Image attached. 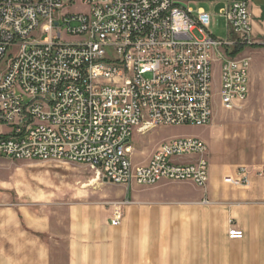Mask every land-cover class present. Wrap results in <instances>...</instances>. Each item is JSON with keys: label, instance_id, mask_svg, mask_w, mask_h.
Masks as SVG:
<instances>
[{"label": "built area", "instance_id": "2783aa9c", "mask_svg": "<svg viewBox=\"0 0 264 264\" xmlns=\"http://www.w3.org/2000/svg\"><path fill=\"white\" fill-rule=\"evenodd\" d=\"M78 5L86 10L66 11ZM197 15L174 0H0V128L10 129L0 135V156L87 165L120 186L167 180L205 189L203 139L163 141L140 165L131 145L134 128L210 125L216 65L222 108L248 101L251 58L242 53L264 48L253 37L248 3L219 11L224 38L210 30L209 14ZM102 55L115 63H101ZM193 156L198 160L179 162ZM250 176L242 167L225 181L248 187ZM128 204L111 203L113 226ZM228 235L244 238L235 228Z\"/></svg>", "mask_w": 264, "mask_h": 264}, {"label": "crops", "instance_id": "0c3cea01", "mask_svg": "<svg viewBox=\"0 0 264 264\" xmlns=\"http://www.w3.org/2000/svg\"><path fill=\"white\" fill-rule=\"evenodd\" d=\"M174 1L196 16L209 14L211 23L223 20L219 11L226 5L247 2L253 37L264 40V0ZM223 31L226 35L225 26ZM242 54L251 58V95L264 88V48H247ZM208 160L205 189L167 180L152 187L103 181V191L113 189L116 200L129 202L118 226L111 224L113 208L104 205L71 204L57 218L25 207V225L14 227L9 214L0 211V264H264V175L259 174L264 166L251 171L248 187H235L225 181L235 171ZM232 228L242 230L244 238L231 240ZM13 232L24 241L17 251L9 244Z\"/></svg>", "mask_w": 264, "mask_h": 264}, {"label": "rangeland", "instance_id": "374dc122", "mask_svg": "<svg viewBox=\"0 0 264 264\" xmlns=\"http://www.w3.org/2000/svg\"><path fill=\"white\" fill-rule=\"evenodd\" d=\"M85 10L86 8L80 5L66 8L68 12ZM224 26L223 20H213L210 30L215 36L224 38ZM44 37L46 35L42 36V39ZM220 90L221 72L216 65L212 79V123L207 126H159L136 132L131 139L134 148L132 162L146 164L163 141L196 137L209 143L208 159L212 157L231 171L242 167L253 171L264 166V88H256L248 101L233 111L222 108ZM9 132L7 127L0 128V135ZM212 143L213 148L210 146ZM103 181L98 171L87 165L15 160L0 156V211L9 214L14 227L15 224L25 225V207L30 208L33 214L42 210L38 213L56 218L64 214L66 207L71 204L104 205L113 208L111 203L120 201L116 200V192L113 189L103 191ZM11 235L15 240L9 243L10 247H15V251L18 247H24V241L18 240L20 234L13 232Z\"/></svg>", "mask_w": 264, "mask_h": 264}, {"label": "bare ground", "instance_id": "6f19581e", "mask_svg": "<svg viewBox=\"0 0 264 264\" xmlns=\"http://www.w3.org/2000/svg\"><path fill=\"white\" fill-rule=\"evenodd\" d=\"M101 63H115V56L111 55H102ZM228 81H235V73H228ZM141 128H134V135L136 132H143Z\"/></svg>", "mask_w": 264, "mask_h": 264}, {"label": "water", "instance_id": "95a60500", "mask_svg": "<svg viewBox=\"0 0 264 264\" xmlns=\"http://www.w3.org/2000/svg\"><path fill=\"white\" fill-rule=\"evenodd\" d=\"M104 181H105V182H111V181H109L108 179H104Z\"/></svg>", "mask_w": 264, "mask_h": 264}]
</instances>
